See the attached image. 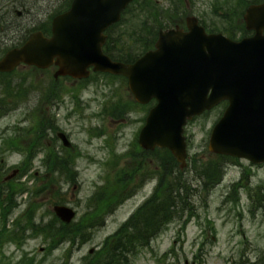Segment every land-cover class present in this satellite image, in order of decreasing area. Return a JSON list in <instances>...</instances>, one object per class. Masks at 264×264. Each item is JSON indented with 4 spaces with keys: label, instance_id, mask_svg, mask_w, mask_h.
<instances>
[{
    "label": "rangeland",
    "instance_id": "obj_1",
    "mask_svg": "<svg viewBox=\"0 0 264 264\" xmlns=\"http://www.w3.org/2000/svg\"><path fill=\"white\" fill-rule=\"evenodd\" d=\"M69 2L0 0V56L30 31L48 30L52 15ZM247 2L147 0L152 13L136 9V2L115 28L116 50L139 55L138 35L190 14L209 31L238 39ZM54 71L20 65L0 74V264H100L118 228L149 197L171 201L170 189L178 192L177 215L128 255L129 264H264V163L219 157L207 147L226 103L187 122V166L180 169L170 151L139 146L151 101L136 102L126 77L99 72L74 81L54 79ZM57 131L66 133L70 147ZM212 166L219 179L206 176ZM15 169L16 176L4 180ZM56 203L76 210L68 226L74 240L49 231L59 228L51 211Z\"/></svg>",
    "mask_w": 264,
    "mask_h": 264
},
{
    "label": "water",
    "instance_id": "obj_2",
    "mask_svg": "<svg viewBox=\"0 0 264 264\" xmlns=\"http://www.w3.org/2000/svg\"><path fill=\"white\" fill-rule=\"evenodd\" d=\"M131 1L71 0L67 10L52 18L51 35L31 32L21 45L6 50L0 71H12L20 63L40 68L54 64L55 78L87 77L89 66L125 76L138 103L156 100L139 130V145L168 148L180 168L187 157L184 125L226 100L211 129L209 151L264 163V0L249 5L243 15L246 28L254 30L250 36L234 40L221 32L207 33L195 16H187V30H160L154 48L126 63L103 51L104 31ZM57 136L64 146L71 145L63 132ZM52 210L64 223L75 216L66 204Z\"/></svg>",
    "mask_w": 264,
    "mask_h": 264
},
{
    "label": "trees",
    "instance_id": "obj_3",
    "mask_svg": "<svg viewBox=\"0 0 264 264\" xmlns=\"http://www.w3.org/2000/svg\"><path fill=\"white\" fill-rule=\"evenodd\" d=\"M71 1V0H70ZM147 0H133L127 8H125L122 12V17L124 16V13L127 12L128 7L132 6L136 2H138V6L136 9H140V11H151L153 12V7H146ZM70 5V2L62 7L61 10L58 12H61L65 9H67ZM57 12V13H58ZM152 20L154 23L158 22V17L155 15L152 16ZM170 23V22H169ZM179 22H173L171 24H177ZM120 24V21L112 24L107 30V40L104 44V51L107 53L111 58L115 60H120L124 62H132L138 54L129 56L124 54L120 50H116L115 44L116 39L118 38L114 35L115 34V28L117 25ZM146 23L142 26L143 31H149L151 29V25L145 26ZM166 25H161L155 29H152L148 33H141L136 38L138 41L142 43V51H145L146 49L150 48L156 39L157 31L158 29L165 27ZM240 32L242 35L246 34L247 31L244 27L240 28ZM143 36V37H141ZM123 43V40L121 41ZM120 51V52H118ZM1 75H6L8 73H0ZM166 155L168 154L167 149L161 148ZM170 154V153H169ZM171 160H173L176 164L177 161L174 160L175 158L170 154ZM219 157H224L223 155H218ZM232 158V157H229ZM49 160V159H48ZM62 162L66 163L65 159H59L54 160V164H61ZM165 161L162 162V165H164ZM53 162H49V164H45L46 168L49 170H53L52 168ZM206 176L209 178H218L220 176L219 171L214 167H208L205 170ZM217 179V180H218ZM12 180V179H11ZM212 182V181H209ZM9 189L11 187H6V192H10ZM23 189V188H22ZM6 192L2 193V195L7 196ZM21 192V191H20ZM170 195H171V201L168 200H162V201H155L153 200V196L149 197L147 200L143 202V204L128 218L127 221H125L118 230L106 241L104 249H106L107 254L104 260L100 264H129L128 263V255L136 252L138 249L143 247L148 243V240L151 236L155 235L161 227L169 222L175 215L178 213V208L173 207V203H176L175 197L178 195V192L170 189ZM53 219H56L59 222V228L55 230L49 229V231L53 232H60L64 231L65 233H68L67 236L70 240H74L72 236H70L73 231L69 229V224L71 223H63L59 219L53 217ZM39 233L44 234L45 229H41ZM46 234V233H45ZM44 234V235H45ZM52 234V235H53ZM84 233L77 234L78 237H82ZM100 251V249L98 250ZM91 264V263H87Z\"/></svg>",
    "mask_w": 264,
    "mask_h": 264
},
{
    "label": "flooded vegetation",
    "instance_id": "obj_4",
    "mask_svg": "<svg viewBox=\"0 0 264 264\" xmlns=\"http://www.w3.org/2000/svg\"><path fill=\"white\" fill-rule=\"evenodd\" d=\"M169 1H171V0H169ZM261 1H262V0H248L247 4L245 5V8H244V10H243V13L245 12V9L247 8L248 5H250V4H254V3H259V2H261ZM243 13L240 12V16H241V18L243 17ZM175 25H177V24H175ZM178 25H184V23H182V24H178ZM0 57H1V56H0ZM22 65H23V64H22ZM89 69H90L89 77H90V76H94L96 73H98V71H93V70H92V67H90ZM70 78L73 79L74 81H80V80H82V79H76V78H72V77H70Z\"/></svg>",
    "mask_w": 264,
    "mask_h": 264
}]
</instances>
